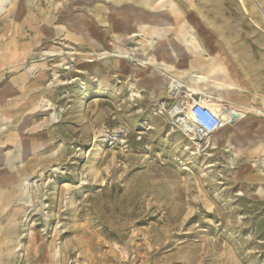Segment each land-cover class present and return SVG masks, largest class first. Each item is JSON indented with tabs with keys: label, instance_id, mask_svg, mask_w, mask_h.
<instances>
[{
	"label": "rangeland",
	"instance_id": "374dc122",
	"mask_svg": "<svg viewBox=\"0 0 264 264\" xmlns=\"http://www.w3.org/2000/svg\"><path fill=\"white\" fill-rule=\"evenodd\" d=\"M3 51L0 264H264V0H3Z\"/></svg>",
	"mask_w": 264,
	"mask_h": 264
},
{
	"label": "bare ground",
	"instance_id": "6f19581e",
	"mask_svg": "<svg viewBox=\"0 0 264 264\" xmlns=\"http://www.w3.org/2000/svg\"><path fill=\"white\" fill-rule=\"evenodd\" d=\"M1 2L3 0H0ZM139 11V10H138ZM192 34V31L190 33V36L189 38L190 39H193V36L191 35ZM149 54V53H148ZM159 55V54H158ZM200 62V61H199ZM198 62V63H199ZM191 64V63H190ZM191 66H194L191 65ZM164 67L165 65L164 64H161V69L157 68L155 71H153V73H157L159 75H161L162 77H168V75L165 73V70H164ZM202 69V68H201ZM173 72V71H172ZM171 72V73H172ZM188 75L189 77L191 78V80H193L195 83H207L210 78L204 74H201L200 72H196L195 71H188ZM164 79V78H163ZM167 79V78H166ZM178 79V78H177ZM170 83L173 84V92L177 95V94H180V92L182 91V89H187L188 90V97H190V95H201L202 98L201 99H204V100H207L209 102V105L213 108V111L216 113V115H218L220 117V119L222 120V124L220 126V128L212 135L210 136H213V135H216L218 133V131L222 128V127H225L231 120L232 116H231V113L229 111V106L232 107V108H235V109H238V110H241L243 112H246V111H253V112H257V110L253 107H250L246 104H235V103H232V101H227V107L226 105H217V104H214L213 101L216 99L210 95L207 92L205 91H202L200 88H197V87H192V86H187V85H184L182 82L178 81V80H175L174 78L170 77ZM187 80V79H186ZM189 85V84H188ZM196 86V85H195ZM231 90H228V91H231L230 94H233V93H236L235 90H233L232 88H230ZM178 97V96H177ZM219 98V97H218ZM192 100L193 102H197L198 100L195 99L194 97H192ZM179 106H181L180 102H178L177 104V107H176V111H174L172 114L174 115L175 112H178L179 110ZM223 109V110H222ZM187 111L184 112V115L182 113H176L175 117L178 118V122L180 123V127L181 129L186 132L187 134L191 135L192 138H196L198 137L200 140H204L205 141V138L208 137L207 135H204L195 125L194 121H193V118L191 116V111H190V108H189V105L187 106L186 108ZM221 110L223 112H221ZM251 117V116H250ZM257 118V117H256ZM244 119V118H243ZM253 120V119H252ZM263 120V119H262ZM239 122V121H238ZM240 134V133H239ZM239 140V139H238ZM241 140V139H240ZM237 141V140H236ZM242 141V140H241ZM12 143V142H11ZM259 143V142H258ZM200 147H204V143H200L199 144ZM250 146V145H249ZM263 151V150H262ZM8 158V157H7ZM9 160V159H8ZM11 160V159H10ZM1 165L2 166L3 164H5V161L3 162L1 160ZM15 164V162H14Z\"/></svg>",
	"mask_w": 264,
	"mask_h": 264
},
{
	"label": "built area",
	"instance_id": "2783aa9c",
	"mask_svg": "<svg viewBox=\"0 0 264 264\" xmlns=\"http://www.w3.org/2000/svg\"><path fill=\"white\" fill-rule=\"evenodd\" d=\"M192 97V95H190ZM191 116L196 127L207 136L214 134L221 126L222 120L209 106L207 100L198 99L189 104ZM196 143H198L196 141Z\"/></svg>",
	"mask_w": 264,
	"mask_h": 264
},
{
	"label": "crops",
	"instance_id": "0c3cea01",
	"mask_svg": "<svg viewBox=\"0 0 264 264\" xmlns=\"http://www.w3.org/2000/svg\"><path fill=\"white\" fill-rule=\"evenodd\" d=\"M7 51H3L2 52V55H1V57H0V65L1 66H3V69L2 68H0L1 70V72H0V83L6 78V75H8V73H7V67L5 68V66H7V64L5 63V60L6 61H10L9 63H13V62H17V60H16V58H15V56L14 55H9L8 53H6ZM8 56V59H6L5 58V56ZM10 66H8V68H9ZM5 85V84H4ZM2 87V86H1ZM192 95V94H191ZM188 97V96H187ZM192 97H194L195 99H201V97L200 96H198V95H192ZM192 97H189V99L191 100V102L193 101L192 100ZM242 100V99H241ZM190 102V103H191ZM208 102V101H207ZM238 102H244L246 105H248L249 106V104H247L244 100H242V101H238ZM208 104H209V102H208ZM210 106V105H209ZM211 107V106H210ZM212 108V107H211ZM213 109V108H212ZM259 144H264V141H261ZM205 147H207V146H205ZM263 148V152L262 153H260L259 155L258 154H255V155H258V156H261V158L264 156V145H262L261 146V149ZM2 212H0V214H1Z\"/></svg>",
	"mask_w": 264,
	"mask_h": 264
}]
</instances>
